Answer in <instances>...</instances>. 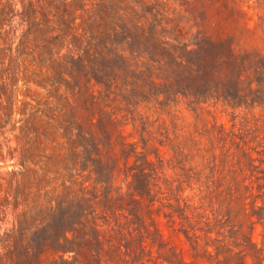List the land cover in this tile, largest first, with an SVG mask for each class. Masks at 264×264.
I'll return each mask as SVG.
<instances>
[{
	"label": "rangeland",
	"instance_id": "obj_1",
	"mask_svg": "<svg viewBox=\"0 0 264 264\" xmlns=\"http://www.w3.org/2000/svg\"><path fill=\"white\" fill-rule=\"evenodd\" d=\"M25 213L41 264L80 214L76 264H264V0H0V264Z\"/></svg>",
	"mask_w": 264,
	"mask_h": 264
},
{
	"label": "trees",
	"instance_id": "obj_2",
	"mask_svg": "<svg viewBox=\"0 0 264 264\" xmlns=\"http://www.w3.org/2000/svg\"><path fill=\"white\" fill-rule=\"evenodd\" d=\"M81 64H82L83 68L85 69L86 66L84 65V60H82V59H81ZM36 118H37V115H35L34 120H36ZM26 129L29 130V127H26ZM42 135L46 136V134H42ZM73 135H74L73 127L65 128L64 137L67 138L68 143L71 144L70 151H71L72 155L76 156V149H78L81 146L80 144H78L79 142H77V141L79 140V137H81L82 135L78 133L77 134L78 135L77 140L73 139ZM128 158H129V156H128ZM76 159H75V163L77 164ZM93 172L97 175L96 171H93ZM142 175H145V173L143 172ZM136 178H137V176H136ZM135 179H134V181H135ZM145 185H146V183H143V187ZM144 190H145V188H143V190L137 189V188L135 189V191L133 193V201L134 202L139 203L137 196L143 198V191ZM48 209H49L48 207L46 208L45 211H43V209H40L39 212H37V215L38 214L43 215V212L48 213ZM51 210H53V207ZM127 211L130 213V215H134L131 212V210L129 211V209H127ZM83 214H84V212H83ZM80 215H79V218H73V217H69V216L66 218V215H64L62 218V221H61V225L58 228L56 234L53 236L50 235V237L52 239V246L50 248L53 251H55L56 253L62 254L60 256V261H55L53 264H76V260L68 261L64 258V255L67 254L68 252H74L75 251L74 246H69V245L76 243V241L79 239V237H78V231L79 230L77 229V225L79 223L78 221L80 220ZM23 216H24V219L22 221H19L18 234H17V238L14 241V251L13 252H14V255H16V257H17L16 258V264H41L40 259H39L40 257H38V255L36 256L35 249L31 248L29 245L24 247L25 251H23L22 254H19V252L17 251L19 247H22V243L24 241L23 239L25 238L24 227L28 226L27 222L29 219H28L27 213H25ZM67 220H69V221L72 220L73 222L71 224H69V226H68L66 224ZM70 234L73 235L72 239L69 237ZM8 238L10 239L11 236H8ZM83 238H85V236H83ZM8 241H10V240H8ZM19 242H22V243L18 247ZM38 243L40 246H43V247L48 246V244H47L48 242H46V240L39 239ZM118 244H119L118 248H120V250H122L123 244L121 242H118ZM17 254H18V256H17Z\"/></svg>",
	"mask_w": 264,
	"mask_h": 264
}]
</instances>
